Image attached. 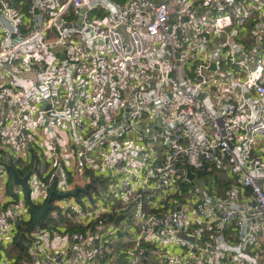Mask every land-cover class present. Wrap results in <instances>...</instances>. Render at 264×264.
<instances>
[{"label":"built area","instance_id":"1","mask_svg":"<svg viewBox=\"0 0 264 264\" xmlns=\"http://www.w3.org/2000/svg\"><path fill=\"white\" fill-rule=\"evenodd\" d=\"M18 1L0 0L2 43L13 41L0 43V76L34 72L36 85L28 94L0 83V191L29 146L48 177L34 172L25 201L0 203V264H16L15 223L32 219L31 197L44 203L63 171L48 120L81 142L76 170L106 169L109 180L89 199L51 204L76 229L34 225L23 263L66 264L77 244L75 264H116L119 233L128 264H264V0H67L48 18L32 2L26 22ZM70 9L81 22L67 33ZM83 70L97 72L85 89Z\"/></svg>","mask_w":264,"mask_h":264},{"label":"crops","instance_id":"2","mask_svg":"<svg viewBox=\"0 0 264 264\" xmlns=\"http://www.w3.org/2000/svg\"><path fill=\"white\" fill-rule=\"evenodd\" d=\"M67 0H21L18 2L12 3V9H13V14L16 16L19 20H22L26 22L28 20L27 18V10L28 6L34 2L39 4V12L43 13L46 18H48L50 15L54 16L55 13L57 12L59 6L66 2ZM121 0H115V4H118ZM78 13H81L79 11ZM76 13L73 9H70L69 12L62 17L61 20V26L63 30L67 33L72 32L75 28H77L80 25V17L79 14ZM98 18H102L105 16V12H98L95 14ZM7 29V27H6ZM6 39V35L3 33H0V43H2L3 39ZM10 39V38H9ZM8 39V40H9ZM72 39H77L76 36H72ZM11 40H13L11 38ZM10 40V41H11ZM5 40L2 45H10L13 43L12 42H6ZM58 50H52L50 51L49 54V62L48 65H46L47 69L49 68L48 72H51L53 70H56L57 67V58H59ZM89 64V69L90 70H97V68H94L93 63H88ZM87 64V65H88ZM102 72V71H101ZM27 74H34V72H29V73H23L21 75L16 74L15 72H8L4 73L3 75L0 76V83H12V85H15L14 87L17 88L18 90H26L29 93L33 92L34 86L36 85L33 80L30 78L25 77ZM37 75V73H36ZM97 72H90L89 70H86L81 73L79 72V78L83 81V86L82 88L85 89L89 86V84H94L95 80L92 81L91 76H96ZM102 84L105 92L109 91L110 88V83L109 82H104V78L102 76L98 77ZM92 81V83H91ZM98 81V80H97ZM11 87L10 85H8ZM92 89V88H91ZM37 100V98L35 99ZM7 108V107H6ZM4 109L1 117L3 115H7V109ZM3 118L0 120V122L3 124ZM65 125V124H64ZM2 125L0 124V129ZM43 134L48 137L51 141H53L56 144V147L58 149V154H59V160L62 163L63 171L60 173L58 181L56 182V191L59 193H65V192H72L76 189H79L77 194L74 197H67V198H74L75 200L78 199H89L93 195H97L100 192L106 191V186L108 185V171L106 169L101 170V169H93L90 166L87 168H84L83 170H76L74 163V156H75V151L77 150L78 147L81 146V142H78L77 135L75 133L70 132L69 128L67 126H63V129L60 127L55 126L50 120L46 122V125L43 126ZM33 148H35L33 146ZM1 155H4V157L7 156V154L4 151H0V157ZM27 167H26V166ZM25 166L20 172H25L26 170L30 169L29 172H32L31 174V181H30V186L33 184L34 177L33 173L35 172L37 175V179L40 182H45L47 180V175H48V165L47 163L40 159L37 158L34 154V151L31 147L28 149V154L26 158V162L24 163ZM35 171H33V169ZM68 169V170H67ZM65 172L68 173V179H65L62 177V174ZM26 173V174H27ZM10 174V172H9ZM24 175H18L20 178L24 177ZM12 176V175H11ZM12 178L8 175L7 177V183L5 184V188L3 191H0V203H4L7 201L8 198H12L13 201H25L26 196L24 195V191L21 187L16 186L12 182ZM11 182V184H10ZM32 183V184H31ZM200 186V184H198ZM201 187V186H200ZM22 189V191H20ZM85 190V191H83ZM35 197V194H34ZM54 197V196H53ZM31 200L35 203V206L37 208H40L44 203L42 202L41 199H33L31 197ZM53 200V198H52ZM52 205L55 206L57 204V200H55ZM52 209H49V211L41 218L39 221V225L43 229H56V230H65L66 232L75 230L76 228H70L69 224L64 218L60 219H54L51 216ZM120 217V216H117ZM116 217V218H117ZM31 218V217H30ZM129 221L131 220L132 223H136L135 220L133 219L132 216L128 215ZM116 220V219H115ZM45 221V223H44ZM119 222V221H118ZM115 223V224H118ZM101 233H104L102 231ZM119 233L117 235V242L115 244V252L118 253L121 257H119L116 260V264H128V260L121 251L122 246L124 245L125 241L119 236ZM176 236L179 238H184V235L181 232H176ZM52 247L57 250L60 246L58 243H52ZM74 247H77V244H69L67 246V249L69 250L70 254L67 258L66 264H75L76 262V250ZM2 246L0 245V252L2 251ZM4 256V260H10L6 255ZM1 257V253H0ZM117 258V257H116ZM11 259L13 257L11 256ZM126 260V261H125ZM17 261V260H16ZM41 261H47L46 256L42 255ZM4 262V261H2ZM10 262H13L10 260ZM16 264H26L23 263V261H17Z\"/></svg>","mask_w":264,"mask_h":264},{"label":"water","instance_id":"3","mask_svg":"<svg viewBox=\"0 0 264 264\" xmlns=\"http://www.w3.org/2000/svg\"><path fill=\"white\" fill-rule=\"evenodd\" d=\"M25 77L30 78L31 80H33L34 82H36V76L35 74H27ZM30 147V146H29ZM9 172L12 175V182L14 185L20 186L24 193L26 198L29 197V180H30V173H27L24 177L20 178L18 176V174L16 173L15 170H13L12 168H9ZM195 179V175L190 173V171L186 172V180L188 182H192ZM200 184L201 188H202V183L200 181H196ZM79 191V189H76L72 192H65V193H58L54 188L51 189L49 191L48 197L45 200L44 204L40 207L37 208L34 204L30 205L31 208V216H32V222L34 225H38L39 221L41 220V218L47 213V211L50 209L51 207V201L53 196L59 197V198H67V197H74L77 192ZM85 191V190H83ZM120 217H117L115 220V223H117L119 221ZM186 237L184 236V239ZM186 240L188 241H192V239L186 238Z\"/></svg>","mask_w":264,"mask_h":264},{"label":"trees","instance_id":"4","mask_svg":"<svg viewBox=\"0 0 264 264\" xmlns=\"http://www.w3.org/2000/svg\"><path fill=\"white\" fill-rule=\"evenodd\" d=\"M8 168H12L14 170V166L11 163ZM18 175H24L27 172L30 171V169L26 170L25 172H20L18 170H15ZM10 178H12L11 174H9ZM216 182H218L216 180ZM59 197L54 196L51 203H53L55 200H59ZM16 227V233L13 239L12 243V255L16 258L17 261H21L26 255H27V238L26 233H28L30 230L33 229L34 224L32 222V219H30L27 222L18 221L15 223Z\"/></svg>","mask_w":264,"mask_h":264},{"label":"rangeland","instance_id":"5","mask_svg":"<svg viewBox=\"0 0 264 264\" xmlns=\"http://www.w3.org/2000/svg\"><path fill=\"white\" fill-rule=\"evenodd\" d=\"M242 32H244V30H242ZM241 32V34L240 35H243V33ZM199 178H200V176H198ZM218 179L219 178H217V181H218ZM226 182L227 183H232V181L231 180H226ZM10 184H11V182H10ZM188 185L189 184H184V190L186 191V190H188ZM223 185V183H220V182H215V188H216V191H218L219 192V194H220V186H222ZM193 187H192V189L191 190H193V189H195V185H192ZM180 199V198H179ZM44 223H45V221H44Z\"/></svg>","mask_w":264,"mask_h":264}]
</instances>
